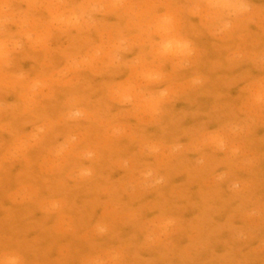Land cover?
Instances as JSON below:
<instances>
[{"label": "rangeland", "instance_id": "rangeland-1", "mask_svg": "<svg viewBox=\"0 0 264 264\" xmlns=\"http://www.w3.org/2000/svg\"><path fill=\"white\" fill-rule=\"evenodd\" d=\"M264 264V0H0V264Z\"/></svg>", "mask_w": 264, "mask_h": 264}, {"label": "clouds", "instance_id": "clouds-1", "mask_svg": "<svg viewBox=\"0 0 264 264\" xmlns=\"http://www.w3.org/2000/svg\"><path fill=\"white\" fill-rule=\"evenodd\" d=\"M7 264H19V261L17 258L11 257V258H9Z\"/></svg>", "mask_w": 264, "mask_h": 264}]
</instances>
